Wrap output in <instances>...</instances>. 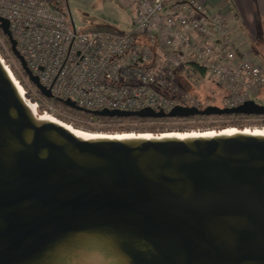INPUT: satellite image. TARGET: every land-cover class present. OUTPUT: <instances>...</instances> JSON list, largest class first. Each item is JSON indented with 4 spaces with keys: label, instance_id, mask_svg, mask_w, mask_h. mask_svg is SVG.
Listing matches in <instances>:
<instances>
[{
    "label": "water",
    "instance_id": "obj_1",
    "mask_svg": "<svg viewBox=\"0 0 264 264\" xmlns=\"http://www.w3.org/2000/svg\"><path fill=\"white\" fill-rule=\"evenodd\" d=\"M0 29L30 70L8 19ZM264 116V104L86 110ZM0 264H264V131L97 133L40 114L0 55Z\"/></svg>",
    "mask_w": 264,
    "mask_h": 264
},
{
    "label": "built area",
    "instance_id": "obj_2",
    "mask_svg": "<svg viewBox=\"0 0 264 264\" xmlns=\"http://www.w3.org/2000/svg\"><path fill=\"white\" fill-rule=\"evenodd\" d=\"M115 1L123 8L135 7L132 32L78 31L68 6L52 5L49 0H0V16L9 20L18 47L40 82L56 99L74 101L86 110L204 108L200 98L179 86L174 69L185 75L188 69L223 89L226 108L260 95L264 65L241 57L226 37L225 19L209 15L202 1ZM0 48L39 113L58 117L60 111L31 83L1 39ZM191 64L205 69V76L193 72ZM225 124L190 132L264 131V117Z\"/></svg>",
    "mask_w": 264,
    "mask_h": 264
},
{
    "label": "rangeland",
    "instance_id": "obj_3",
    "mask_svg": "<svg viewBox=\"0 0 264 264\" xmlns=\"http://www.w3.org/2000/svg\"><path fill=\"white\" fill-rule=\"evenodd\" d=\"M65 5L68 6L70 12V18L72 20L73 25L78 31H88V30H100L107 31L113 33H125L130 30L131 25L126 24V18L128 16V11L125 8H122L115 0H64ZM230 28L231 32L233 30V26ZM245 39L248 43L249 51L253 55L256 53L255 58L256 61L260 63L259 59L264 58V33L263 35H259L257 39L251 40L249 34L244 30ZM0 39L6 44L4 39L0 36ZM7 45V44H6ZM2 50L0 48V55L2 56ZM3 57V56H2ZM4 58V57H3ZM19 63V62H18ZM263 65V64H262ZM186 75L182 74V89L187 90L188 88H194L191 90H202V89H213L215 85L211 83L206 77L201 79L198 76H194L189 73V70H186ZM188 83V85L186 84ZM212 84V86H211ZM217 89V88H216ZM219 90V89H217ZM188 91V90H187ZM190 92V91H189ZM222 94L221 92H217L215 97L217 99V103L219 105L224 106L222 103ZM257 102L264 104V88L262 89L258 98L255 99ZM61 120H64L68 123H72V125L80 124L81 121L73 118L70 115L64 114L60 112L58 117ZM261 117H247L243 119L236 120L237 122L244 121L246 119H255ZM233 121V120H222V119H211L205 122H191V121H173L167 122L164 124L156 125V129H160L164 132H190L191 130L207 129L211 125L219 126L226 125L225 122ZM149 125V124H148ZM78 126V125H77ZM152 126V125H149ZM93 132L97 133H111L112 131H106L105 125H92ZM79 128H83L80 127ZM168 130V131H166ZM163 132V133H164Z\"/></svg>",
    "mask_w": 264,
    "mask_h": 264
},
{
    "label": "crops",
    "instance_id": "obj_4",
    "mask_svg": "<svg viewBox=\"0 0 264 264\" xmlns=\"http://www.w3.org/2000/svg\"><path fill=\"white\" fill-rule=\"evenodd\" d=\"M205 5L209 15L221 16L226 22V37L235 46L242 58L252 60L258 63L249 51V45L245 39L244 30L249 34L251 40L257 39L259 35L264 33V0H200ZM52 5H65L64 0H49ZM123 8V7H122ZM128 11L126 24H130L131 28L125 33L134 30L135 7L125 8ZM233 30L231 32L230 28ZM157 54L162 56L161 49ZM260 64L264 65V58L259 59ZM175 80L182 81L181 70L174 69Z\"/></svg>",
    "mask_w": 264,
    "mask_h": 264
},
{
    "label": "trees",
    "instance_id": "obj_5",
    "mask_svg": "<svg viewBox=\"0 0 264 264\" xmlns=\"http://www.w3.org/2000/svg\"><path fill=\"white\" fill-rule=\"evenodd\" d=\"M0 36L4 39L7 46L11 49L10 43L7 39V37L3 34L2 30L0 29ZM190 68L193 72L205 76L206 71L203 68H200L199 66L195 64H191ZM182 77V76H181ZM183 78V77H182ZM179 86L182 87V83L178 82ZM188 85V83L186 82ZM214 84V83H213ZM215 85V84H214ZM212 86V84H211ZM219 90H217V89ZM194 89V88H191ZM188 88L187 90L190 91L191 94L201 99L204 107H207L209 105L213 106H219L224 107L222 105H219L217 103V99L215 97V94L217 92H221L222 94V103H223V96L225 94V91L223 89H220L217 85L213 89L205 88L199 91H194ZM165 95H170L168 91H164ZM54 106L62 113L72 116L75 119H78L81 121L80 124H75V127H83L80 128L82 130L93 132L92 125H105L106 131H112L111 133H154V134H160L164 131L160 129H156V125L158 124H164L167 122H175V121H191V122H205L211 119H222V120H233L236 121L238 119H243L247 117H264V116H246V115H222V116H196V117H190L187 119H180V118H165V119H154V118H139V117H131V118H118V117H102L98 115H94L89 112H82L77 109H74L70 106H68L63 101H60L59 99L50 100ZM152 126H149V125ZM110 133V132H109Z\"/></svg>",
    "mask_w": 264,
    "mask_h": 264
},
{
    "label": "bare ground",
    "instance_id": "obj_6",
    "mask_svg": "<svg viewBox=\"0 0 264 264\" xmlns=\"http://www.w3.org/2000/svg\"><path fill=\"white\" fill-rule=\"evenodd\" d=\"M226 130V129H225ZM227 130H234V129H227ZM254 131V130H251ZM258 131H262V130H258ZM204 132H211V131H204ZM192 133H198V132H192ZM201 133V132H200Z\"/></svg>",
    "mask_w": 264,
    "mask_h": 264
}]
</instances>
